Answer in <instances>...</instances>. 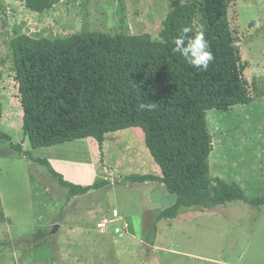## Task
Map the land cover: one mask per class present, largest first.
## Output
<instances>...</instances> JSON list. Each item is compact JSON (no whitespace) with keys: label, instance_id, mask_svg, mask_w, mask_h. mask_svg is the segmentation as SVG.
<instances>
[{"label":"rangeland","instance_id":"rangeland-1","mask_svg":"<svg viewBox=\"0 0 264 264\" xmlns=\"http://www.w3.org/2000/svg\"><path fill=\"white\" fill-rule=\"evenodd\" d=\"M173 1L61 0L39 14L24 0H0V133L30 151L8 48L13 38L86 31L161 41ZM228 18L252 102L206 113L210 176L237 184L249 199L264 197V0H232ZM69 144L33 156L46 153L70 183L107 186L70 197L43 166L0 142V264H264V205L183 208L173 220H158L176 196L156 182L124 180L161 176L139 128L104 135L102 152L94 139Z\"/></svg>","mask_w":264,"mask_h":264},{"label":"trees","instance_id":"trees-1","mask_svg":"<svg viewBox=\"0 0 264 264\" xmlns=\"http://www.w3.org/2000/svg\"><path fill=\"white\" fill-rule=\"evenodd\" d=\"M61 0H24L42 14ZM232 0L172 2L162 22L161 41L149 35H108L81 32L63 38L19 35L11 53L22 115V132L30 150L94 139L100 152L104 135L139 128L161 176L132 175V184L156 182L176 196L158 216L173 220L183 208L209 210L233 201L264 205V197L247 198L235 183L210 176L212 137L206 124L209 111L228 112L252 102L243 78L245 64L228 18ZM204 31L214 56L200 71L172 52L182 27ZM155 103L151 111L139 104ZM12 152L43 166L70 197L107 186V180L81 186L66 181L47 159L35 158L0 133Z\"/></svg>","mask_w":264,"mask_h":264},{"label":"clouds","instance_id":"clouds-1","mask_svg":"<svg viewBox=\"0 0 264 264\" xmlns=\"http://www.w3.org/2000/svg\"><path fill=\"white\" fill-rule=\"evenodd\" d=\"M172 43L174 45L172 52L178 54L184 62L197 70L206 72L209 64L214 60L210 43L203 30L193 33L191 28L182 27L173 38ZM138 107L141 111H151L157 105L155 103H140Z\"/></svg>","mask_w":264,"mask_h":264},{"label":"crops","instance_id":"crops-1","mask_svg":"<svg viewBox=\"0 0 264 264\" xmlns=\"http://www.w3.org/2000/svg\"><path fill=\"white\" fill-rule=\"evenodd\" d=\"M66 145H70L69 143L67 144H62V145H57V146H54V148L53 147H50V148H44V149H37V150H30V152H31V154H32V156L33 155H38V153H41L43 150H45L46 149V151H50V150H54V149H56V148H58V147H67ZM53 148V149H52ZM47 149H49V150H47ZM33 157H35V156H33ZM37 157V156H36ZM43 157H45V158H47L48 160H49V157H48V155L45 153V155H43ZM50 161V160H49ZM50 163H51V161H50ZM53 165V164H52ZM53 167H54V165H53Z\"/></svg>","mask_w":264,"mask_h":264},{"label":"water","instance_id":"water-1","mask_svg":"<svg viewBox=\"0 0 264 264\" xmlns=\"http://www.w3.org/2000/svg\"><path fill=\"white\" fill-rule=\"evenodd\" d=\"M58 227H59L58 225H55V226L52 228L50 234H54V233L57 231ZM149 250H150V248L147 247V252H148Z\"/></svg>","mask_w":264,"mask_h":264}]
</instances>
